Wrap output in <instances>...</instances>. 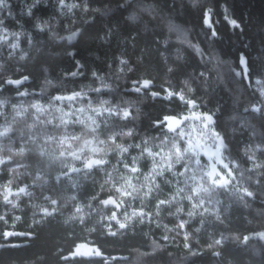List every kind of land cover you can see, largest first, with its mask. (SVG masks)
Listing matches in <instances>:
<instances>
[{"label": "trees", "instance_id": "obj_1", "mask_svg": "<svg viewBox=\"0 0 264 264\" xmlns=\"http://www.w3.org/2000/svg\"><path fill=\"white\" fill-rule=\"evenodd\" d=\"M208 9L212 29L204 24ZM0 28L8 31L0 44V96L25 100L28 109H14L5 123L12 138L32 146L14 161L23 163L20 173L0 174V202L12 200L8 188L28 186L32 193L15 200L34 203L20 207L22 217L48 213L34 225L33 239L11 247L3 244L11 209L0 206V264H264V98L255 88L256 79L264 82V0H0ZM76 31L77 43L58 42ZM192 44L203 49V60ZM241 53L250 84L235 75ZM169 94L176 98H162ZM62 97L102 109L96 130L84 135L107 143L109 166L59 178L65 160L50 158L54 150L44 139L65 130L38 118L37 105H57ZM190 101L214 116L208 128L226 142L231 186L199 178L186 142L163 124L185 115ZM128 174L144 194L126 199L121 210L106 209L102 201L117 195L114 179ZM58 203L83 213L61 221L54 216ZM125 212L140 217L109 226L108 216L124 219ZM79 243L106 258L66 259Z\"/></svg>", "mask_w": 264, "mask_h": 264}, {"label": "rangeland", "instance_id": "obj_2", "mask_svg": "<svg viewBox=\"0 0 264 264\" xmlns=\"http://www.w3.org/2000/svg\"><path fill=\"white\" fill-rule=\"evenodd\" d=\"M8 34L7 30L0 28V44L7 39L6 35ZM16 43H18L16 41ZM12 49L18 50V44H12ZM191 46V45H190ZM9 47V46H8ZM236 75V74H235ZM237 76V75H236ZM255 88L259 91L261 96L264 98V82L261 78L255 80ZM20 102V103H19ZM28 102V101H27ZM78 101L75 100L71 101L70 99H60L57 105L51 104H44L38 103L37 109L39 110L38 118L45 116L50 118L51 124L55 126H62L65 130L63 134H55L54 136L46 137L44 140L48 142L51 146H49L52 150H54V157L57 158L64 150L69 151H79L81 153V157L88 159L91 157L99 156L100 158H107L106 154L108 152V145L104 140H100L96 137L85 136L84 134L87 132H91L96 130V123H97V115L101 116L103 114L102 109L99 110H91L90 108L85 109L82 107L77 106ZM17 109L18 111H25L27 109V103L25 100L14 101L7 97L0 96V174L5 173V171L10 173V176L15 175L16 173H20L23 169V163L17 162L14 163L15 160H19V157H23L24 151L32 149V146L26 147V141H18L16 138H12L10 136L11 130V123H5L9 121L8 116L11 112ZM49 112V113H48ZM109 113V112H108ZM114 114V112H112ZM111 113V114H112ZM16 116L20 114L16 112ZM104 115V114H103ZM105 116V115H104ZM55 119V120H54ZM70 125H75L77 127H82L80 132H72L73 129H70ZM209 124L207 122H201L200 124L189 123L183 127H180L178 130V134L184 141H192L196 144H200L203 142H207L208 140L212 139L216 134L208 128ZM86 131V132H85ZM210 131V132H209ZM35 138V137H34ZM82 138V139H81ZM112 140L115 139L114 137L111 138ZM36 140V139H34ZM17 144L20 146L18 147ZM176 150H179V147L175 146ZM44 149V148H43ZM189 149V148H188ZM184 152L186 151V146L183 149ZM180 151V150H179ZM190 151V150H189ZM183 152V151H182ZM5 153L13 154L14 158L6 157ZM79 153V154H80ZM151 155L154 157H160L159 154L156 152H150ZM227 158V156H226ZM196 161V160H195ZM71 165V163H69ZM173 165V163H170ZM198 168L202 170V175L199 178L203 179L205 176L207 177V167H201V162L197 160L194 164ZM158 165H156V168ZM111 170L115 171V167H110ZM134 173H140V169L135 167L131 169ZM41 174L37 176L36 179H41ZM133 176L130 174L122 175L119 179L118 177L115 180V184L113 186L117 195H114L119 202H122L124 199H135L136 197L140 196V188L142 185L137 184L133 180ZM112 176H107L106 182L110 183L112 180ZM12 180L8 181L4 185V190L2 192L3 195L7 193L5 187L12 186L10 184ZM117 181H120L117 183ZM108 190L112 188V185H107ZM32 193V192H31ZM30 195V194H29ZM80 212V209H78ZM140 217V214L125 212L123 215L124 219H120L116 213L111 214L107 218V222L110 223H117L118 225H125L127 226L128 221L133 217ZM145 219L144 215L141 216ZM185 222H181L182 230H184Z\"/></svg>", "mask_w": 264, "mask_h": 264}, {"label": "flooded vegetation", "instance_id": "obj_3", "mask_svg": "<svg viewBox=\"0 0 264 264\" xmlns=\"http://www.w3.org/2000/svg\"><path fill=\"white\" fill-rule=\"evenodd\" d=\"M190 48L195 52V54L201 60H203V55L205 53H204L203 49L198 44H192L190 46ZM247 63H248V61H247ZM78 64H80V63H78ZM80 65H81V67L75 72V74L78 73L80 71V69L82 68V64H80ZM239 69L240 68L235 70V74L236 75H237V72H238ZM248 75H249V73H248ZM237 77H238L239 80H245L242 72L240 73V75H237ZM249 79H250V77H249ZM246 83L250 84L251 81L249 83L248 82H246ZM173 97H175V96L169 94V96L167 98L166 97H162V98H164V99L169 101ZM184 104H186L187 110H188L187 113L185 114V116L198 115L200 113H202L203 115L207 114V113H204L199 108V106L197 104H195V103H193L191 101L190 102H186ZM183 118H184V115L166 117L165 120L163 121L164 122L163 124H164L165 128L168 131H170L172 133H174V132L176 133L180 129V127H183V126H185V125H187L189 123H195V125H196V124H200L201 122L205 121L208 124H212L213 121H214V116H213V120L212 121H209L206 118H201L200 121H198L196 118L188 119L187 121H183ZM207 144H209L211 146V148L214 150L213 154L211 156L212 157L211 160L215 164H217L218 169L220 171V174L215 175L213 178H211L209 176V171H210V169H209V166H210L209 161L206 158H204L203 156H201L200 153L198 152V148L203 147L204 145H207ZM150 149L151 148L147 149V154H150V152L152 150V149L151 150ZM226 149H227L226 142L224 141V139L222 137H219V136H214L212 139L208 140L207 142H203V143H200V144H196V143H194L192 141H187V139H186L185 156H187L188 160H192V159H195L196 161L199 160L202 163L203 167H207L208 168L207 178L211 182H213V183H215V184H217L219 186H223V187L227 186L228 187V186L232 185L233 171H232V167L230 165V162L226 158V154H225ZM79 153L80 152L77 151V150L74 151V152L69 151V150H64L60 155H58L57 158L65 160V163L63 165H61V168H59V173H58L59 178L64 179L63 177H61V175H64L65 173H67L72 168L83 167L85 162L90 159V158L85 159V158L81 157V153L80 154ZM181 154H183L182 151L180 152L179 156H182ZM53 157H54V155L50 156V158H53ZM91 158H98V159H100L102 161H105L106 165L103 166V167L93 168L92 170H89V171H83V172H80V173L74 174V175H81V174H85V173L86 174L87 173H94V172L98 171L99 168H105V167L110 165V159L108 157L107 158H100L99 156H96V157H91ZM69 163H71V165ZM103 172L106 174L107 171L103 170ZM68 177H71V176H68ZM68 177H66V178H68ZM221 177H223V179H221ZM107 184H109V183H107ZM13 189L15 190V188H13ZM30 192H31V190L29 189L28 192L26 194H24V195H29ZM140 193L142 195L144 194L141 191H140ZM20 196L21 195L9 196V198H11L12 200L5 201V202H0V206H3V207L7 206L8 208L11 209V210L7 211V214L10 215L9 220L11 222V224H10L11 228L8 229L7 231H11L13 233L21 232V233L29 234L26 237H22L20 235L19 236H11L8 240H6L5 239L6 235L4 233L3 244L9 245L11 247L24 246L28 242V240L33 239L35 237V234L32 232L35 229L34 225L38 224V223H40V224L44 223L43 221L45 220L46 215L48 214L46 212L47 210H41V211H36V213H33V215H31L32 213H30V216H28L27 218H24V215L22 217L21 214H22L23 211L20 210V207L23 206V205H28V204L29 205H34V203H26V202L15 201L16 197H20ZM110 198H112V197H110V196L107 197L101 203L106 209H109V207H114L112 205L111 201L108 202V199H110ZM125 200L126 199H124L122 202L118 201L121 204V209L127 207ZM56 206H57V209L54 210V216H57L55 218H57V219H59L61 221L64 219L63 218L64 216L66 217V219L67 218L69 219V215L71 216V218L73 220H77L78 219V214H79L78 209H80V212L83 213V207H79V205H76L74 207V209H72V210H67V209L63 210V209L66 206L72 207L73 204H71V205H69V204L61 205L60 203H58V204H56ZM121 209H119V210H121ZM20 222H21L22 225H24L23 229H19L18 228V225L20 224ZM82 244L85 245L87 243H79V244H77L74 247V251L79 245H82ZM90 247H94V246L90 245ZM74 251H72V252H74ZM72 252H70V254ZM84 257H90V254L88 253V255L84 256Z\"/></svg>", "mask_w": 264, "mask_h": 264}, {"label": "water", "instance_id": "obj_4", "mask_svg": "<svg viewBox=\"0 0 264 264\" xmlns=\"http://www.w3.org/2000/svg\"><path fill=\"white\" fill-rule=\"evenodd\" d=\"M79 35H80V31H76V32H72L70 34H67L61 38L58 39V42L59 43H62V42H66L69 46L77 43L78 39H79ZM79 66H77V69L76 71L81 67L80 64H78ZM249 83V82H248ZM71 97H62L61 99H70ZM179 99L181 101L182 98L179 97ZM184 103V102H183ZM196 118L198 121L201 120V118H206L207 120L209 121H212L213 120V115L211 114H198V115H190V116H185L184 115V118H183V121H187L188 119H194ZM213 149L211 148V146L209 144L207 145H204L203 147H200L198 148V152L200 153L201 156H203L204 158H206L209 163H210V166H209V176L211 178H213L215 175L217 174H220V171L218 169V166L217 164H215L212 160H211V156L213 154ZM106 165V162L105 161H102L98 158H90L89 160H87L85 162V164L83 165V167H80V168H72L70 169L67 173H65L64 175H61V177H68V176H72L74 174H78L80 172H83V171H89V170H92L93 168H97V167H103ZM29 190V187L28 186H22L18 189H15V190H12L11 188H8L7 191H8V195L9 196H13V195H24L28 192ZM111 201L112 202V205L118 209H121V204L118 202V200L114 197L108 199V202ZM5 239L8 240L11 236H22V237H26L28 236L29 234H26V233H21V232H16V233H13L11 231H6L5 232ZM96 251L94 247H90L88 246L87 244H82V245H79L75 251L68 255L66 257V259H70V258H73V257H84V256H87L88 253L90 254V257L92 258H106L105 255H102L100 254L98 251Z\"/></svg>", "mask_w": 264, "mask_h": 264}, {"label": "snow or ice", "instance_id": "obj_5", "mask_svg": "<svg viewBox=\"0 0 264 264\" xmlns=\"http://www.w3.org/2000/svg\"><path fill=\"white\" fill-rule=\"evenodd\" d=\"M211 12H212V10L208 9L204 14V24L206 27H208L210 29L213 28V24L211 21ZM224 19L229 23L230 27H234L237 29L240 28V25L236 20L229 19L227 16H225ZM212 35L216 36L217 33L213 30ZM122 63H123V61H122ZM241 72L243 73L245 81L250 82L249 75H248L249 68H248V63H247V57L243 53L240 54V69L238 70L237 75H240ZM22 79H27V78H22ZM8 83H12V82L9 81ZM254 110L258 111V108H254ZM221 179H223V177H221Z\"/></svg>", "mask_w": 264, "mask_h": 264}]
</instances>
